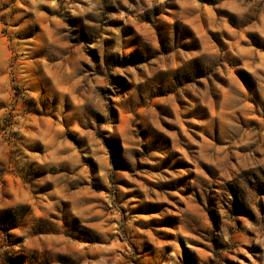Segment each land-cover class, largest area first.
Returning a JSON list of instances; mask_svg holds the SVG:
<instances>
[{
	"label": "rangeland",
	"instance_id": "rangeland-1",
	"mask_svg": "<svg viewBox=\"0 0 264 264\" xmlns=\"http://www.w3.org/2000/svg\"><path fill=\"white\" fill-rule=\"evenodd\" d=\"M0 264H264V0H0Z\"/></svg>",
	"mask_w": 264,
	"mask_h": 264
}]
</instances>
